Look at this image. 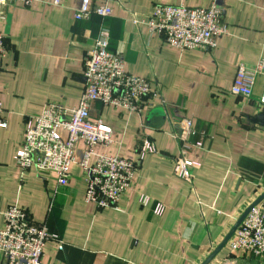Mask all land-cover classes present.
Masks as SVG:
<instances>
[{
  "label": "crops",
  "instance_id": "0c3cea01",
  "mask_svg": "<svg viewBox=\"0 0 264 264\" xmlns=\"http://www.w3.org/2000/svg\"><path fill=\"white\" fill-rule=\"evenodd\" d=\"M43 1L30 8L10 5L0 18L10 51L0 73V119L6 124L0 128V231L7 208L18 205L58 238L47 244L43 264H203L264 194V75L257 77L252 99L231 94L239 67L254 69L264 59V0H112L110 18L81 22L75 12L83 0H60V6ZM213 2L229 28L213 51L172 48L142 22L156 5L206 8ZM102 25L110 32V51L124 57L126 71L157 83L161 92L140 114L100 103L92 107L93 120L113 130L114 142L96 148L90 165L107 154L137 166L118 208L105 210L86 201L84 143L67 186L34 168L23 172L15 163L29 118L52 103L79 106L84 57ZM182 118L193 122L191 143L203 145L188 155L198 165L191 168L190 182L175 175L180 145L173 134ZM146 139L155 153L140 159ZM142 197L149 198L147 205ZM226 260L264 264L227 248L213 264Z\"/></svg>",
  "mask_w": 264,
  "mask_h": 264
},
{
  "label": "built area",
  "instance_id": "2783aa9c",
  "mask_svg": "<svg viewBox=\"0 0 264 264\" xmlns=\"http://www.w3.org/2000/svg\"><path fill=\"white\" fill-rule=\"evenodd\" d=\"M40 2L46 3L43 0H0V18L10 5L21 4L30 8ZM54 5L60 6L61 1L55 0ZM112 15V0H83L81 8L75 12V20L87 21L93 16L105 20ZM142 22L148 25L152 34L163 37L167 45L180 51H213L217 40L229 34L224 12L215 2L206 8L156 5L152 14ZM109 41L110 32L102 25L94 48L84 57L85 87L79 106L66 109L52 103L40 115L29 118L21 148L15 156V163L23 172L34 168L63 187L70 182V169L76 162L77 148L84 143L86 152L81 167L87 173L86 201L102 210L118 208L120 200L132 187L137 166L133 161L107 154L98 155L96 163L90 165L96 148L108 147L114 142L113 130L101 120H93V105L100 103L106 108L140 114L145 105H152L161 97L157 83L153 86L150 79L126 71L124 57L110 51ZM9 53L6 36L0 32V73ZM259 75H264V59L254 69L240 66L231 94L252 99ZM260 104L264 106V94ZM3 112L0 93V116ZM5 126L0 119V128ZM177 127L173 137L180 145V155L174 161L175 175L190 182L193 179L191 168L198 165L188 155L193 148H202L203 145L201 142L191 143L196 132L190 119H180ZM62 134H66V138ZM149 153H155L153 144L148 139L142 140L140 159ZM141 203L147 205L149 198L142 197ZM52 240L58 241V238L51 235L45 225L34 223L25 208L10 205L5 211L4 226L0 231V253L4 264H43L46 246ZM226 248L230 254L245 253L264 261L263 204L248 214ZM63 249L64 244H60L59 250ZM231 263L226 260L214 264Z\"/></svg>",
  "mask_w": 264,
  "mask_h": 264
},
{
  "label": "water",
  "instance_id": "95a60500",
  "mask_svg": "<svg viewBox=\"0 0 264 264\" xmlns=\"http://www.w3.org/2000/svg\"><path fill=\"white\" fill-rule=\"evenodd\" d=\"M263 201H264V194L245 210L241 218L238 220L236 225L232 228V230L229 232V234L226 236L223 242L218 246V248H216V250L211 254V256L203 264H211L216 259V257L222 252V250L226 248L228 242L235 236L236 232L238 231V229L240 228L241 224L246 219L248 214L255 207L259 206Z\"/></svg>",
  "mask_w": 264,
  "mask_h": 264
},
{
  "label": "rangeland",
  "instance_id": "374dc122",
  "mask_svg": "<svg viewBox=\"0 0 264 264\" xmlns=\"http://www.w3.org/2000/svg\"><path fill=\"white\" fill-rule=\"evenodd\" d=\"M262 203H263V202H262ZM262 203H261V204H262Z\"/></svg>",
  "mask_w": 264,
  "mask_h": 264
}]
</instances>
